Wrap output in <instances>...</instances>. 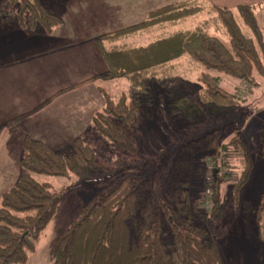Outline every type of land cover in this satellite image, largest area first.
Returning a JSON list of instances; mask_svg holds the SVG:
<instances>
[{
  "label": "trees",
  "instance_id": "obj_1",
  "mask_svg": "<svg viewBox=\"0 0 264 264\" xmlns=\"http://www.w3.org/2000/svg\"><path fill=\"white\" fill-rule=\"evenodd\" d=\"M212 8L226 30L229 43L199 28L147 47L108 48L155 25L180 21L201 12L189 1L182 0L150 13L147 21L140 25L99 37L96 42L110 71L89 82L101 78H127L135 91L148 94L149 79L154 78V71L187 55L204 69L199 76L204 93L216 101H227L223 89L217 86L220 79L213 73L231 76L247 85L264 78V32L252 6L238 7V11L253 32V39L244 35L231 9ZM0 20L26 32L46 35H52L56 28L64 25L63 20L51 14L40 0H3ZM100 91L106 105L94 116L92 129L116 147L132 152L133 144L128 134L141 120L137 102L126 95L114 102L105 91ZM188 98H179L175 104L185 106ZM196 142L203 147L197 155H189L188 165L196 167L197 160L206 154L215 167L198 188V199L193 197L196 191L190 189L192 182L183 183L176 177L153 188L137 180L135 175L124 176L105 189L99 198L88 202L70 223L53 247L52 264H221L214 234L224 214L222 186L233 178L222 175L221 154L239 161L242 172L234 188L237 202L252 175L256 155L239 132L227 143L220 130L199 137ZM222 165L236 169V164L230 162ZM21 167L19 182L0 203V264H27L65 199L64 192H54L50 184L39 183L34 176L74 175L86 180L102 169L95 151L83 139L73 144L70 153H59L26 138ZM210 188V207L202 212L200 197ZM203 205L205 207L204 202ZM253 217L264 244V194Z\"/></svg>",
  "mask_w": 264,
  "mask_h": 264
},
{
  "label": "crops",
  "instance_id": "obj_2",
  "mask_svg": "<svg viewBox=\"0 0 264 264\" xmlns=\"http://www.w3.org/2000/svg\"><path fill=\"white\" fill-rule=\"evenodd\" d=\"M41 1L51 14L64 22L52 35L26 32L0 20V203L2 197L20 180L26 138L41 142L59 153L71 151L79 139L86 143V137L93 131L94 116L105 107L100 91L104 89L99 81L110 80L101 78L89 82L110 71L96 40L103 35L140 25L147 21L150 13L180 2ZM202 3L203 7L231 9L235 18L240 17L238 7L252 6L259 26L262 21L264 23V0H202ZM163 39L166 38L155 39L145 47ZM116 45H108V48ZM21 117L24 119L20 122H12ZM263 126L264 123L261 128ZM259 142L264 149V136ZM254 153L256 161L258 155ZM260 153L262 156L258 159L262 162L257 165L254 161V170L249 180H253V190L259 192L257 206L264 194V152ZM65 200L69 202L70 209L67 218L64 217V222L53 228L58 210L41 238L36 253L27 264H52V250L56 241L88 203L74 191ZM250 202L253 203L252 200L243 201L248 205ZM226 215L224 213L214 238L221 264H262L264 244L253 219L240 215L236 222H231Z\"/></svg>",
  "mask_w": 264,
  "mask_h": 264
},
{
  "label": "rangeland",
  "instance_id": "obj_3",
  "mask_svg": "<svg viewBox=\"0 0 264 264\" xmlns=\"http://www.w3.org/2000/svg\"><path fill=\"white\" fill-rule=\"evenodd\" d=\"M187 1L193 7L200 8L201 12L193 17L180 20L181 22L175 21L155 25L147 29L150 31L145 30L146 32L142 34L141 31L132 37L121 39L116 42V46L126 50L136 49L145 47L147 43L155 39L167 38L172 34L175 36L177 33L184 31L193 32L199 28H203L211 35H215L229 43L226 30L213 8L211 6L203 7L202 0ZM236 20L244 35L253 39V32L244 23L241 16L237 17ZM260 27L264 32L263 21ZM203 71L204 69L200 64L186 55L154 71V78L149 79L150 87L148 88L150 93L148 94H144L142 90L135 91L132 83L127 78L99 81V85L114 102L120 101L123 95L129 97L134 103L137 102L141 120L128 134L133 144V151L130 152L116 147L92 129L93 131L85 140L95 151L97 162L102 165L100 171L95 172L86 180H81L74 175L70 177L34 176V178L39 183L50 184L54 192H64L65 198L71 191H74L86 199L87 202H91L99 198L105 189L117 184L124 176L135 175L137 180L148 183L153 188L176 177L183 183L192 182L190 189L196 191V193H193V197L197 198L198 188L203 186L207 180L206 177L215 168L212 158H209L206 154L197 160L196 167L188 165L187 162L190 161L191 157L189 155H197L203 147V145L196 142L199 137L220 130L224 136V143H227L239 132L249 142L253 153L260 150L257 155L261 157L260 152H264L262 144L259 142L264 136V126L261 128L264 123V78H258L255 84L247 85L231 76L213 73L214 76L220 79L217 86L220 85L223 94L228 98L227 101L218 99L216 101L204 93L205 87L199 81V76ZM182 97H189L186 105L175 104L176 100ZM229 157V155L223 153L220 158L222 175L233 177L222 186L224 213L227 214L228 221H235L241 215L244 218L253 219L252 222L257 227L253 212L257 208V195L259 192L253 190V180L248 181L249 183L247 182V186L245 185L242 191L244 195H241L237 202L234 196V188L235 183L240 179L242 170L239 161L229 159ZM258 157L255 162L260 165L262 160ZM224 162L236 164V169L221 166ZM262 174L264 178V171ZM210 192L211 188L204 196H199L201 199L199 209L203 208V210H200L202 212L209 210L208 197L212 193ZM253 192H257V194L254 195ZM244 200H252L253 203L250 202V205L244 204ZM203 202L205 207H203ZM68 206L69 202L63 201L58 216L52 225L53 228L58 223L62 224L67 218L70 212ZM223 217L217 227V232L220 229ZM207 226L208 223H206ZM246 229L243 227V230L248 232V229Z\"/></svg>",
  "mask_w": 264,
  "mask_h": 264
}]
</instances>
